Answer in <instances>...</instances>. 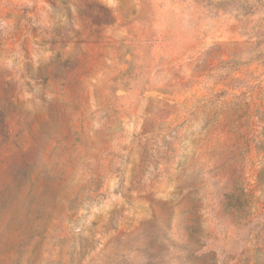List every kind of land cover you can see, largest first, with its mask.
I'll return each mask as SVG.
<instances>
[{
  "label": "rangeland",
  "instance_id": "obj_1",
  "mask_svg": "<svg viewBox=\"0 0 264 264\" xmlns=\"http://www.w3.org/2000/svg\"><path fill=\"white\" fill-rule=\"evenodd\" d=\"M0 264H264V0H0Z\"/></svg>",
  "mask_w": 264,
  "mask_h": 264
}]
</instances>
